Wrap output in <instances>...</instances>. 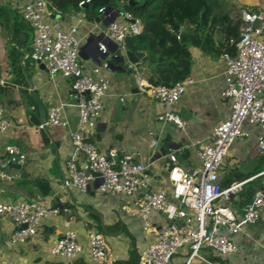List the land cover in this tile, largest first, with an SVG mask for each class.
Segmentation results:
<instances>
[{
    "label": "crops",
    "instance_id": "0c3cea01",
    "mask_svg": "<svg viewBox=\"0 0 264 264\" xmlns=\"http://www.w3.org/2000/svg\"><path fill=\"white\" fill-rule=\"evenodd\" d=\"M28 1L0 0V4L12 12L13 24V15H21L19 9ZM263 5L264 0H219L216 12L226 14L228 19L213 31V46L202 50L189 45L192 63L186 78L190 79V83L178 102L170 107L161 105L138 88V77L149 82L138 67L144 52H141L143 56L139 62L132 64L126 57L124 63L114 57L113 42H108L107 53L102 54L98 50L101 33L107 29L108 24L102 14L98 13L94 18H87L81 12H59L55 15L53 20L65 28L73 23L76 16L84 19L77 29L82 44L80 58L84 72L89 73L104 59L108 62V68L101 69L100 73L108 81V93L102 100V111L95 127L85 129L86 140L102 151L114 148L120 154H133L135 161L147 166L153 183L158 186L167 184L166 161L169 153L176 154L178 165L183 169L195 166L198 162L197 141L207 140L212 128L227 118L231 111L230 100L220 95L225 87L226 69L221 55L228 53L233 56L236 52L241 10L255 11ZM105 8L107 13H114V18H119L118 8ZM228 24L235 25L236 29L227 28ZM6 26V22L0 19V73L4 74L0 75V83L3 85L4 82H10L28 90L32 88L37 102L44 109L43 120L51 106L62 105V115L68 121V127L48 126L44 129L46 139L43 140L34 122L40 116L34 97L29 92L22 93L3 85L0 101L4 103L2 109L11 125L6 133L0 135V158H6L5 145L16 144L26 153V161L22 166L10 167L19 177L12 181H0V203L35 199L60 209V213L42 218L37 234L25 242L11 241L16 225L8 216L0 214V264H74L78 258L85 264H95L86 248V236L90 228L105 235L115 261L128 259L132 239L137 253L143 244L140 219L126 210L133 206L132 201L99 195L94 183L86 193L75 189L62 191L59 187L65 176V163L72 152L68 133L76 129L78 123L71 79L60 75L50 76L45 68L39 67L29 57L33 36L28 44L30 50L25 51L24 47L17 46L13 40L9 42ZM181 31L187 32L188 38V31ZM8 43L15 48L12 49L11 57L6 54ZM29 59L32 61L26 64ZM9 62L14 64L12 68L16 67L12 72L8 68ZM129 67L132 71L127 72L125 69ZM120 97H123V102L119 100ZM167 111L185 121V128H178L159 118ZM245 125L253 136L239 139L231 146L221 176L231 169L248 170L255 159L263 155L255 147L254 136L260 133V129L248 123ZM45 189H49L48 193H44ZM230 204L236 217H241L244 206L232 205L231 201ZM68 228L76 230L83 245L82 252L71 260L50 252L52 245ZM263 237L264 219L244 226L235 236L239 249L237 253L224 258L212 257V260L219 264H262L263 253L256 241ZM181 261L180 256V259H173L172 264H181Z\"/></svg>",
    "mask_w": 264,
    "mask_h": 264
},
{
    "label": "built area",
    "instance_id": "2783aa9c",
    "mask_svg": "<svg viewBox=\"0 0 264 264\" xmlns=\"http://www.w3.org/2000/svg\"><path fill=\"white\" fill-rule=\"evenodd\" d=\"M81 1L79 5L88 3ZM19 12L33 29L29 57L42 64L50 76L60 75L71 79V89L78 111L77 128L69 131L72 152L69 155L59 187L62 191L75 189L86 193L92 183L96 193L132 201L126 208L140 219L142 242L139 246L140 264H172L176 255L181 264H219L212 257H229L238 252L235 236L248 224L264 219V169L220 186L221 169L231 146L239 139L253 136L245 124L260 129L255 135V147L264 155V5L255 10L242 9L240 13L239 38L235 54L223 53L225 87L220 95L231 102L227 118L217 123L205 141H197L198 162L190 169L178 165L174 152L167 155V184L158 186L147 172V166L135 161L133 154H120L117 149L100 150L86 140L85 129L95 127L102 111V100L108 93V81L101 76V69L108 68L104 59L89 73L81 64V41L77 34L83 18L76 16L67 28L53 20L59 11L48 0H30ZM106 20L107 29L98 42L102 54L113 42L121 53L126 51L125 38L139 34L142 23L130 12L107 13L105 7L98 10ZM138 88L165 107L178 102L190 79L185 78L172 86L152 84L137 78ZM121 102L124 101L120 97ZM160 119L185 128L186 122L177 114L167 111ZM11 123L0 106V135ZM40 130L48 126L68 127L62 115V105L51 106L46 118L38 125ZM6 158H0V181H12L19 177L9 163L22 166L26 153L19 145H5ZM261 184L252 192L251 200L236 217L230 204L231 198L244 185L256 178ZM60 209L35 199H22L13 203H0V214L8 216L16 225L14 241L25 242L37 234L44 217L56 216ZM22 225H26L22 227ZM257 242L263 253L264 237ZM86 248L95 264H112L115 256L105 235L90 228L86 236ZM83 250L76 230L68 228L52 245L50 252L66 259H73Z\"/></svg>",
    "mask_w": 264,
    "mask_h": 264
},
{
    "label": "trees",
    "instance_id": "16d2710c",
    "mask_svg": "<svg viewBox=\"0 0 264 264\" xmlns=\"http://www.w3.org/2000/svg\"><path fill=\"white\" fill-rule=\"evenodd\" d=\"M61 14L81 12L87 18H94L101 7L111 6L117 8L120 13L130 12L138 17L142 23V31L136 35L125 38L127 51L144 52L139 69L146 75L152 84L172 86L178 81L185 79L190 70L192 57L189 45L202 50L213 46L212 33L215 28L228 19L226 14L216 12L219 0H89L84 5H79L86 0H48ZM7 6L0 4V19L8 26L9 42L12 40L19 47L29 49V42L33 36L31 25L18 13L13 15ZM235 30V25L227 28ZM182 29L188 31L189 36L181 42L179 34ZM237 42V41H236ZM236 44V43H235ZM4 86L0 83V95ZM264 169V156L255 159L252 167L248 170L231 169L220 177V186L228 187L233 182L246 179ZM41 185L42 183H38ZM261 184V178L247 182L236 197L231 198L232 205L243 207L251 200L252 192ZM45 189L44 193H48ZM139 255L134 247L126 260H117L113 264H138ZM74 264H85L78 258Z\"/></svg>",
    "mask_w": 264,
    "mask_h": 264
},
{
    "label": "water",
    "instance_id": "95a60500",
    "mask_svg": "<svg viewBox=\"0 0 264 264\" xmlns=\"http://www.w3.org/2000/svg\"><path fill=\"white\" fill-rule=\"evenodd\" d=\"M128 4H132V0H129L128 1ZM187 38V32L185 31H181L180 34H179V39L181 42H184ZM99 50V49H98ZM114 51V57L118 60V61H121L122 63H124L125 61V57L127 58L128 62L132 63V64H136L139 62L140 58L143 56V54L141 52H132V51H125L124 53H121V51L119 49H116V45L114 44V47L112 49ZM100 51V50H99ZM105 54V53H104ZM39 67L41 68H44V66L42 64L39 63ZM127 72L128 71H132L131 67L125 69ZM4 86H7V87H11V88H14L22 93H27L29 92V94L31 96L34 97V99L36 100L37 102V99L36 97L34 96L33 94V91H32V88L30 90L26 89V88H23V87H20V86H16L10 82H4L3 83ZM31 87V85H30ZM2 98V96L0 95V99ZM38 103V102H37ZM38 106H39V112H40V116L38 119H36L35 124L38 125L40 122H42L43 118H44V109L43 107L40 105V103H38ZM41 131V135H42V138L43 140L46 139V133H45V130H40ZM9 166L10 167H14L16 166L15 164H12V163H9ZM26 225H22V227H25Z\"/></svg>",
    "mask_w": 264,
    "mask_h": 264
},
{
    "label": "rangeland",
    "instance_id": "374dc122",
    "mask_svg": "<svg viewBox=\"0 0 264 264\" xmlns=\"http://www.w3.org/2000/svg\"><path fill=\"white\" fill-rule=\"evenodd\" d=\"M116 7H117L118 9H120V10L122 9V6H121V5H116ZM6 28H7V26H6ZM3 29H5V27H3ZM0 32H1V31H0ZM0 34H1V33H0ZM0 38H2L1 35H0ZM3 45H4V44H3ZM6 47H7V49H6V50H7V51H6V54H7L8 56L11 57V56H12V49H15V48H14L13 46L11 47V45H10L9 43L7 44ZM9 50H10V51H9ZM8 51H9V53H8ZM10 53H11V55H10ZM30 53H31V51H30ZM30 61H32V60L29 59V60H28L27 62H25V63L27 64V63H29ZM12 64H13L12 62H9V64H8V68H10V71H11V72L14 71V70L16 69L15 66H13V68H12ZM13 65H14V64H13ZM1 70H2V69H1V67H0V72H1ZM0 75H1V76H4L3 73H0ZM5 76H6V75H5ZM3 104H4V103H2V102L0 101V106H1V107L3 106ZM245 127H246V125H245ZM246 128H247V127H246ZM247 129H248V128H247ZM257 151H258V150H257ZM242 168H243V167H242ZM176 258H177V259H180V255H176V256L173 258L174 261L176 260Z\"/></svg>",
    "mask_w": 264,
    "mask_h": 264
}]
</instances>
